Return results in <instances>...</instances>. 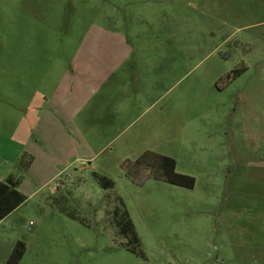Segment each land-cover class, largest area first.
Wrapping results in <instances>:
<instances>
[{"label": "rangeland", "instance_id": "rangeland-1", "mask_svg": "<svg viewBox=\"0 0 264 264\" xmlns=\"http://www.w3.org/2000/svg\"><path fill=\"white\" fill-rule=\"evenodd\" d=\"M91 24L119 33V65L103 78L98 48L95 87L64 80L79 133L61 112L60 146L14 172L25 200L0 218V264L18 242L17 264H264V0H0V63L30 53L39 86ZM163 155L193 187L147 170Z\"/></svg>", "mask_w": 264, "mask_h": 264}, {"label": "crops", "instance_id": "crops-1", "mask_svg": "<svg viewBox=\"0 0 264 264\" xmlns=\"http://www.w3.org/2000/svg\"><path fill=\"white\" fill-rule=\"evenodd\" d=\"M112 34L119 35L111 28L91 24L83 34L84 36L73 47L71 68L61 69L59 59L49 63L48 67L40 69L39 86L32 84L34 73L38 70L31 68L34 57L30 53L26 57H20L19 60L15 58L1 61L0 66L4 68H0V89L4 92L8 91L9 97L15 101L13 104H6L7 107L0 111V119L3 115V119L0 120V167L5 169L4 174H0V180H5L9 175L14 176V172L18 170L31 172L32 164L36 160L38 151L41 152V148L47 155L54 153L53 147L60 146V128L63 125V121L60 122L61 112L67 115V131L79 133L73 119L81 108L80 95L77 99H73L71 83L65 84V79L73 77L75 79L78 74L82 77L83 87H95L94 76L98 75L96 69L98 48L105 51V57L100 60L99 73L103 75V78L109 77L119 65L113 63L110 53ZM98 39L102 41L98 42ZM124 47H126L125 44ZM127 55L126 53L124 57ZM4 62H8V66ZM61 80L65 81L60 91ZM27 93L31 95V104L30 102L25 104ZM32 95L39 96L40 108L30 120L27 115L29 108L33 107L35 97L33 98ZM66 100L70 111L64 109L63 104ZM22 153L27 154V157H22ZM59 172L60 170L56 174Z\"/></svg>", "mask_w": 264, "mask_h": 264}, {"label": "trees", "instance_id": "trees-1", "mask_svg": "<svg viewBox=\"0 0 264 264\" xmlns=\"http://www.w3.org/2000/svg\"><path fill=\"white\" fill-rule=\"evenodd\" d=\"M26 162V161H25ZM138 161H136L137 163ZM27 163V162H26ZM150 164V163H149ZM148 163L146 164L149 165ZM175 160L170 156H160L158 164L153 163L150 164L147 170H151V173L154 176H161L162 169H169L170 172L163 175L165 178L176 185L185 186V187H193L194 185V177L181 174L175 172L173 169L175 167ZM151 168V169H150ZM99 181L102 182L103 186L109 187L113 185V182L104 177H98ZM18 178L13 175L7 176L5 180H0V218L5 217L8 213H10L13 209H15L19 204H21L25 200V196L18 190ZM129 226L126 228V231H129L135 241L137 238L133 231V224L128 219ZM22 242H18L10 253L6 264H17L18 260L23 254L24 247ZM134 250V249H132Z\"/></svg>", "mask_w": 264, "mask_h": 264}]
</instances>
